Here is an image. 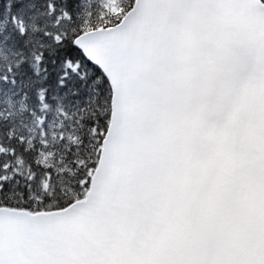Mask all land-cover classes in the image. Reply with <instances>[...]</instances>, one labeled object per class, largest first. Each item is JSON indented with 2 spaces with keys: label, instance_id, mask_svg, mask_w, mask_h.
<instances>
[{
  "label": "snow or ice",
  "instance_id": "snow-or-ice-1",
  "mask_svg": "<svg viewBox=\"0 0 264 264\" xmlns=\"http://www.w3.org/2000/svg\"><path fill=\"white\" fill-rule=\"evenodd\" d=\"M0 264H264V0H0Z\"/></svg>",
  "mask_w": 264,
  "mask_h": 264
}]
</instances>
